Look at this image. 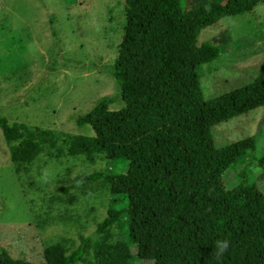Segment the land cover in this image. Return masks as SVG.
<instances>
[{
    "label": "rangeland",
    "instance_id": "374dc122",
    "mask_svg": "<svg viewBox=\"0 0 264 264\" xmlns=\"http://www.w3.org/2000/svg\"><path fill=\"white\" fill-rule=\"evenodd\" d=\"M214 9L225 0H180ZM125 0H0V252L43 263V249L72 251L106 215L110 185H72L93 171L117 172L88 125L75 117L104 95L122 105L108 66L123 34ZM218 52L198 68L204 99L264 75V0L201 29ZM216 147L254 135L256 146L222 173L225 187L254 183L264 195L257 158L264 143V105L210 127ZM34 142L35 145L29 144ZM105 152V153H104ZM65 188V191L63 189ZM96 260L75 264H151L136 256L118 225L95 236ZM88 254V252L86 251Z\"/></svg>",
    "mask_w": 264,
    "mask_h": 264
},
{
    "label": "trees",
    "instance_id": "16d2710c",
    "mask_svg": "<svg viewBox=\"0 0 264 264\" xmlns=\"http://www.w3.org/2000/svg\"><path fill=\"white\" fill-rule=\"evenodd\" d=\"M261 1L185 9L180 0H125L123 34L108 66L122 105L109 108L114 99L104 95L75 117L125 168L72 179L73 186L110 185L106 215L72 251L49 244L37 264H75L85 254L96 260L95 236L114 223L136 256L151 264H264V195L254 183L227 188L222 181L229 166L255 149L256 138L216 147L210 132L264 105V75L204 99L198 68L219 48L215 41L197 42L199 31L219 17L241 15ZM0 128L11 134L2 117ZM257 164L264 179V143ZM221 240L229 246L218 254ZM0 264L35 263L0 252Z\"/></svg>",
    "mask_w": 264,
    "mask_h": 264
},
{
    "label": "clouds",
    "instance_id": "9594fccd",
    "mask_svg": "<svg viewBox=\"0 0 264 264\" xmlns=\"http://www.w3.org/2000/svg\"><path fill=\"white\" fill-rule=\"evenodd\" d=\"M229 246V242L227 240H221L217 242V251L218 254L223 253L225 250H227Z\"/></svg>",
    "mask_w": 264,
    "mask_h": 264
}]
</instances>
